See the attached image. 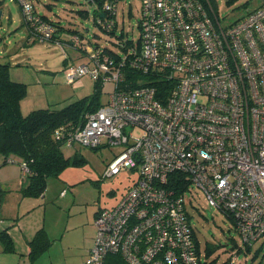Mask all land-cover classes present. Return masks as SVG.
Instances as JSON below:
<instances>
[{
  "label": "built area",
  "instance_id": "2783aa9c",
  "mask_svg": "<svg viewBox=\"0 0 264 264\" xmlns=\"http://www.w3.org/2000/svg\"><path fill=\"white\" fill-rule=\"evenodd\" d=\"M17 1L28 37L54 39V26ZM103 9L109 16L116 3ZM96 22L108 31L112 20ZM138 26V42L114 53L73 36L88 62L64 68L66 83L89 75L112 89L55 137L68 147L120 146L103 177L138 170L119 202L97 212L84 264L110 252L129 264H199L184 198L192 185L232 219L245 245L264 246V3L224 24L211 0H140Z\"/></svg>",
  "mask_w": 264,
  "mask_h": 264
},
{
  "label": "rangeland",
  "instance_id": "374dc122",
  "mask_svg": "<svg viewBox=\"0 0 264 264\" xmlns=\"http://www.w3.org/2000/svg\"><path fill=\"white\" fill-rule=\"evenodd\" d=\"M37 12L45 14L63 27L79 32L85 44H95L118 51L123 43H137L140 29V0H116L114 27L111 32L100 28L94 21L96 5L90 0H31ZM53 2L52 8L41 6ZM217 18L230 23L257 8L264 0H211ZM17 0H0V62L9 64L11 79L26 84V94L20 100L23 114L37 108H61L92 94L94 82L89 75L66 83L64 67L88 62L84 50L68 45L63 49L52 40L28 39L26 25ZM85 11V15L81 14ZM80 11V12H79ZM121 45V46H120ZM112 84L100 87L101 99L108 100ZM140 134V130H135ZM120 146L102 139L97 147L74 144L65 148L70 162L58 177L47 179L46 201L58 209L46 208V226L50 237L59 236L60 250L54 255L56 264H84L96 234L94 215L102 208L116 205L138 176L137 169H126L112 177H103L109 161ZM78 158L76 161L75 159ZM63 190L61 194L60 191ZM185 209L199 243L203 258L207 245L214 249L211 257L221 263L236 255L233 264H258L264 253L262 239L247 249L234 223L222 210L208 204L204 193L192 185L185 193ZM56 232V233H57ZM93 244V243H92ZM257 253V254H255Z\"/></svg>",
  "mask_w": 264,
  "mask_h": 264
},
{
  "label": "trees",
  "instance_id": "16d2710c",
  "mask_svg": "<svg viewBox=\"0 0 264 264\" xmlns=\"http://www.w3.org/2000/svg\"><path fill=\"white\" fill-rule=\"evenodd\" d=\"M28 1L32 5L33 12L44 21L53 25L56 29V35L54 39H51L52 41L58 45L62 43L64 46L68 45L85 51L81 44H87L82 41L81 35L77 30L70 27H63L45 14L37 12L33 2L31 0ZM90 1L96 5L94 9V21L96 22L98 18L109 17L112 23L107 32H111L114 27L115 12L109 16L104 12L103 3L106 0ZM108 1L116 3V0ZM52 5L53 2H47L42 3L41 6L51 9ZM81 11V14H86L85 11ZM63 29L72 32L70 33V39L63 40L61 38ZM75 35L80 39V45H72V38ZM92 45L101 46L97 42ZM102 47L112 53L117 52L106 46ZM94 83L95 90L92 94L75 100L61 108H37L29 111L27 114H23L20 110V100L26 94V84L11 79L9 64L0 62V153L4 156V161L9 159L11 155H15L25 163L27 183L22 188L25 194H41L46 188L47 179L49 177H58L63 168L70 162V156H66L64 153V149L69 147L64 144L63 139H57L55 137L54 131L61 125L72 129L83 122L87 112L95 111L104 104L100 94L101 84L97 80H95ZM77 159L78 158H76L75 161ZM185 185H180V191L184 190ZM1 237L6 243L7 248H11L10 238L6 235H1ZM30 243L31 255H33L36 251L46 248L50 241L45 231L43 229H38L34 237L30 240ZM196 244L197 252L200 255L199 264H233V262L230 261L231 257L218 263V256H210L214 249L209 245L205 248V258H203L197 240ZM248 247L249 245H247V249ZM260 260L261 256L258 264H260ZM101 264L129 263L120 253L110 252L102 258Z\"/></svg>",
  "mask_w": 264,
  "mask_h": 264
},
{
  "label": "crops",
  "instance_id": "0c3cea01",
  "mask_svg": "<svg viewBox=\"0 0 264 264\" xmlns=\"http://www.w3.org/2000/svg\"><path fill=\"white\" fill-rule=\"evenodd\" d=\"M19 8L22 15L20 5ZM25 31L28 33V29ZM61 33V38L68 40L72 32L63 29ZM28 39L33 40L29 37ZM26 175L23 161L15 155L4 161V156L0 153V264H56L54 255L60 250L58 239L62 232L58 234L57 227L54 238L50 237L45 217L49 203L46 201V194L44 191L39 195L25 194L22 188L27 183ZM60 193L62 194L63 190ZM49 205L52 212L59 208L54 200H51ZM38 229L45 231L50 243L46 248L31 255L30 240ZM1 235L10 238L11 248H7Z\"/></svg>",
  "mask_w": 264,
  "mask_h": 264
},
{
  "label": "water",
  "instance_id": "95a60500",
  "mask_svg": "<svg viewBox=\"0 0 264 264\" xmlns=\"http://www.w3.org/2000/svg\"><path fill=\"white\" fill-rule=\"evenodd\" d=\"M0 14H1V11H0ZM101 16H102V14H101Z\"/></svg>",
  "mask_w": 264,
  "mask_h": 264
}]
</instances>
